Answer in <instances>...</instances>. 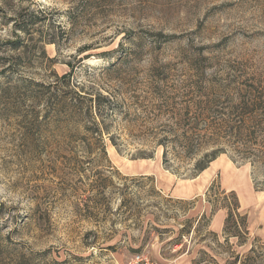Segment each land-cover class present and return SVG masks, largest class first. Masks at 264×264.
<instances>
[{"label": "rangeland", "instance_id": "obj_1", "mask_svg": "<svg viewBox=\"0 0 264 264\" xmlns=\"http://www.w3.org/2000/svg\"><path fill=\"white\" fill-rule=\"evenodd\" d=\"M240 95L264 100V0H0V264L157 262V242L163 264H234L249 232L220 243L210 213L230 193L246 229L264 212Z\"/></svg>", "mask_w": 264, "mask_h": 264}, {"label": "trees", "instance_id": "obj_2", "mask_svg": "<svg viewBox=\"0 0 264 264\" xmlns=\"http://www.w3.org/2000/svg\"><path fill=\"white\" fill-rule=\"evenodd\" d=\"M63 77L68 78L69 76H63ZM249 87H252V86H249ZM243 89H246V88H243ZM247 91H249V90H239L238 93L247 92ZM239 100H240L239 103L242 102L244 108H246V110L243 114L244 117H243L242 121H244L245 118H247V120L244 122L243 125H245L246 122L253 120L252 118L255 116L254 113L256 111H262L263 112L262 115L264 116V100H262V98H260V97L253 98L251 100L250 105L246 102L247 100L242 95H240ZM63 101H66V100L63 99ZM239 106L240 105L238 104L237 107H239ZM70 107L74 108V106H70ZM95 107L96 108L100 107L99 100H96V106ZM66 111H67V108H66ZM234 113H236V112H234ZM233 117L235 120L239 117V115L237 114V115L233 116V114L230 113L226 116V118L228 120H233ZM84 119L85 118L82 117L81 121L83 120L84 122H87V120L85 121ZM223 121L226 123L225 120H223ZM84 122H82V123H84ZM94 125H95V128H93V129L90 128L91 133L96 132V123H94ZM258 128H259V125H258ZM244 129H246V128H244ZM203 131H204L203 129H198V128L192 129L191 128V130L189 131L190 139L193 138L194 136L198 135L200 132H203ZM257 131H255V132H257ZM255 132H254V134H255ZM190 135H192V136H190ZM189 137L186 136V134H182V137L180 136V141H181L180 146H177L180 150H183L187 153L192 151V148H191V145L190 146L186 145L183 142V140H187L190 143ZM172 142H175V141L172 140ZM197 169L203 170L204 167H198ZM222 208H225L226 212H227V216H226L225 224H224V228H223L224 234H227L228 237H230V236L231 237H237L239 243H244L245 238H247L246 220H245L244 216H241L238 213V204H237L236 196H234V194L230 193L228 205H226ZM202 218L205 219V217H202ZM208 221L209 220L207 219V222ZM230 232H234V233H230ZM227 240L228 239L225 238V242H227ZM233 262H234V264L237 262H239V264H264V242L255 239L253 241L252 247L248 250V252L245 255H243L241 258H239L236 255L234 257Z\"/></svg>", "mask_w": 264, "mask_h": 264}, {"label": "crops", "instance_id": "obj_3", "mask_svg": "<svg viewBox=\"0 0 264 264\" xmlns=\"http://www.w3.org/2000/svg\"><path fill=\"white\" fill-rule=\"evenodd\" d=\"M189 191L190 190H187V186H186V188H184L183 186L178 185L175 189L176 196H178V197L186 195V193H189ZM195 196H197V194H195ZM187 197H189V196H187ZM246 208H247V206L244 208L246 213L243 212L241 210V208H240V212L247 216V222H248L247 230L249 232L247 241L242 245V244L237 243L236 238H230L229 239L230 245L233 246L232 250H234L236 252V254H239L240 256L245 254L250 249L251 241H252L249 239L250 237L264 238V212L262 214H260L261 208L260 209L255 208L254 205L252 206L251 209L247 210ZM210 212L211 211H210V208L208 206H203L202 210H200L199 215L207 216L208 213H210ZM225 217H226V210H223V209L216 210L215 212L210 213V221L208 224V229L212 233L219 235V242L220 243H222V241L223 242L225 241L224 238H221V234L223 232V225H224ZM149 253L153 257V259L156 260L159 264H163L160 260H162L164 262L165 259H163L162 255H161V245L159 242L152 244V247L150 248ZM223 254L224 255L219 254L218 260H219L220 264H225V262H226L225 258H222V256H225V253H223ZM185 258H186V253L178 255L172 261V263L173 264H176V263L185 264L184 263L186 261ZM130 260L129 261H121V263H118V264H127L128 262H130Z\"/></svg>", "mask_w": 264, "mask_h": 264}, {"label": "built area", "instance_id": "obj_4", "mask_svg": "<svg viewBox=\"0 0 264 264\" xmlns=\"http://www.w3.org/2000/svg\"><path fill=\"white\" fill-rule=\"evenodd\" d=\"M127 264H159V263L150 260V258L147 257L146 255L138 254L132 257L130 262H128Z\"/></svg>", "mask_w": 264, "mask_h": 264}]
</instances>
